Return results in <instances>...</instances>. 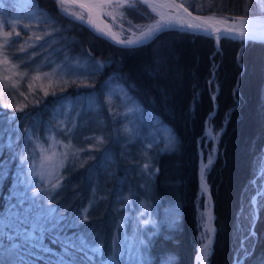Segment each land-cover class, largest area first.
Here are the masks:
<instances>
[{"label": "trees", "instance_id": "trees-1", "mask_svg": "<svg viewBox=\"0 0 264 264\" xmlns=\"http://www.w3.org/2000/svg\"><path fill=\"white\" fill-rule=\"evenodd\" d=\"M0 1L7 11L14 9L16 0ZM179 1L195 13L221 18L264 14L258 0ZM36 2L41 14L50 18L36 22L37 36L44 38L26 52L17 51L22 42L16 39L7 49L11 60L19 64L32 56V61L20 66L22 69L75 62L88 66L96 61L104 66L95 74L81 69V75L44 95L37 104L26 102L22 113L0 109V217L5 210L17 207L14 198L5 204L2 195L11 192L21 151V138L6 139V131L15 124L17 130L13 131L29 126L40 132L44 122L51 119L53 107L64 100L76 102L82 98V109L71 133L73 142L83 148L94 142L85 138L101 135L102 146H111L113 156L104 158L103 148H83L86 151L81 163L73 160L65 165L61 188L50 195L54 213L62 217L60 221L50 219L36 231L40 243L71 262L100 264L96 254L85 259L83 252L89 251V246L102 245L101 257L109 254L120 231L121 213L128 210L131 216L124 230L129 232L133 226L132 235L145 241L139 246L141 264H195L205 198L198 179L197 139L209 121L217 139V153L204 178L213 201L216 231L206 264H233L238 260L241 264H264V185L260 172L264 156V42L242 43L222 37L217 45L210 36L169 30L146 44L119 47L92 32L85 23L62 15L56 0ZM131 3L137 4V10L128 8ZM120 11L123 16H103L121 39L138 34L135 25L156 20L136 0H125ZM45 31L51 35L44 36ZM33 52L38 55L33 56ZM11 53H16V58H11ZM114 86L126 93L137 116L152 125L153 131L148 137L144 135L146 139L135 136L122 142L120 129L112 130L101 102ZM154 128L158 140H153ZM201 139L203 146L204 136ZM9 140L13 141L11 146L6 143ZM207 144L212 147V141ZM126 195L129 203L124 200ZM83 208L89 209V219L78 223ZM33 213L30 209L14 221L27 228ZM143 220L149 223L142 225ZM5 229L13 233V239L8 241L0 234V248L9 243L19 246V256L11 257L12 263L55 264L48 259H57L56 255L32 248L22 239V233L15 235L12 228ZM80 237L88 245L82 252L73 247H68V252L61 249L64 239L78 248ZM242 248L250 255L245 257ZM30 250L41 252L47 259L32 257Z\"/></svg>", "mask_w": 264, "mask_h": 264}, {"label": "rangeland", "instance_id": "rangeland-1", "mask_svg": "<svg viewBox=\"0 0 264 264\" xmlns=\"http://www.w3.org/2000/svg\"><path fill=\"white\" fill-rule=\"evenodd\" d=\"M93 3H99V2H93ZM65 6L67 7V11L69 13H75L77 15H80L82 13L84 20L86 19V15L81 10L76 8L75 6L71 5L70 3L66 2V1H65ZM13 8L14 9H12V11L5 10L6 7L3 6V4L0 1V16H3L4 18L9 20L10 22H17L20 25L29 24L30 25L29 29L21 30V28H17L16 31H20V36L18 39L22 42V45L26 41H28L29 43H31L34 46L37 42L35 40V37L38 34V28L36 26V20H30V19L26 18L29 14V11H30L29 6H28V0H16ZM96 9L102 16H103L102 13L112 11L111 8H105V9L96 8ZM117 15L119 16V14H117ZM249 19H251L256 24L264 26V18H258L257 16H254V17H250ZM153 22H151V23H153ZM5 30L13 31V29L10 27L0 29V43H2V41H3L2 31H5ZM22 32H25L26 34H23ZM113 34L118 37L117 32L113 31ZM130 37H134V35H131L127 38H130ZM0 60H2V57H0ZM11 63L12 64H18L13 60H11ZM74 65H77V63L75 62V63H71V64L69 63V64H65V65L58 64V65L49 67L47 69L39 68L38 71L36 70L37 67L32 68V69H29V68L28 69H22L19 66L18 68L15 69V71L17 73H27V75H25L23 78H21L19 75L12 77L13 80L18 81V91L15 89L9 88V91L7 92V94L4 97L0 98V104H3L5 102L11 103L14 106L16 104L26 103V102H29L32 104H37L41 100V97H43L45 95V91H47V93H49V92L55 90L58 86L67 84L70 80H72V79H74L77 76L82 74L81 68H75V67H73ZM44 73H49L50 75L45 77V76H43ZM4 75L11 76L12 73L11 72L6 73L4 71L3 64H0V87L3 86V83H4L3 76ZM36 76H39L40 78L39 79H33V77H36ZM65 82H67V83H65ZM9 83H11V81ZM29 85H31L32 88L34 89V91H32L31 93L29 92ZM20 92H23L25 94V96L27 97V100H25L24 97L20 96V94H19ZM35 94L40 99H38L36 96H34ZM13 97H15V98H13ZM32 101H37V102L33 103ZM101 104L104 107L106 113L109 115V121L111 122L110 125L112 127V130L117 129V127H118V129H120V133H122V135H121L122 136L121 137L122 142L130 141L135 136L144 137V135H146L148 137L149 133L153 131L152 125L148 121L143 119L141 117V115H140V117L137 116L136 107L133 106V104L129 102L128 97L126 96V93L120 87L114 86V87L110 88V90L107 92L104 100H102ZM119 105H122V107L120 109H117ZM93 108L95 109L96 106H94ZM129 108L134 109V111L131 113H128ZM0 109H4V108L0 107ZM81 109H82V98L81 99L78 98V101H76V102H72L70 100H64L61 103H59L57 106H55L51 109V116L52 117H51V119H48L44 122V127H43L42 131H40V132L38 130L34 131L29 126L25 127V129L22 131L19 130V132L13 131V129L17 130V127H15V124L13 125V129L11 127L10 130L6 131V133L8 134L6 136V139L8 137H10V138H12L13 141H16L19 138H21V143H20V147H19V148H21V151H20L19 157L21 155H23L25 157V162L23 164H21L20 159L18 157V163L15 166V173H13L14 181H13V185L11 188V192L8 194L3 193V195H2V197L6 198V200H7L5 202V204H10V202H12L11 198H14L15 199L14 204L16 203L17 207H14L10 211L5 210L4 216H1L0 220H2L4 223H8L9 222V219H8L9 213L11 212L12 213L11 222L13 224L12 229L14 230V232H18L19 234L22 233V236H21L22 239L25 241H29L30 244H31V241L29 239H26V236L27 237H41L38 234V232L41 231L43 224L47 223V221H49L50 219L53 221H57V220L60 221V219L62 217V216L60 217L58 214L54 213V208L51 204L48 203V200L50 198L51 193L53 192L51 187H50V183L55 182V180L49 176V172L52 171L51 164L53 162L58 164L60 162V160L63 158L57 157V158H55V160L53 162H49V161H43L42 162V157L51 155V150H48V144L54 143L55 141H61L63 143H68L69 140H71V144L73 145V148H82V146H77L78 144H75L73 142V140H72L73 133L71 132L72 133V135H71V133L67 132V129H72V131L74 130V128L77 124L78 112ZM114 114H126V115H115V118H114ZM12 115H13V113H12ZM82 125H83V123H82ZM206 126H208V129H209V127H210L209 122H207L205 124L204 130H206ZM125 128H128L129 131L125 132L124 131ZM26 129L29 131L30 134H32V136H33L32 140L27 139ZM114 132L115 131H113V134H114ZM153 134L155 135V136H153V140H155V138L158 140V138H157L158 134H157V130L155 128H154ZM165 134H166V137L168 138L169 134H167V132H165ZM10 135H13V137H11ZM70 136H71V138H70ZM95 136H101V135H94L92 137H95ZM203 136H204L203 146H202V139H200L198 151L202 152L203 161H204V163H207V159H208L209 155L212 154L213 148L215 149V154L213 156V159L215 158V155L217 153V149H216L217 148L216 147V140L217 139H216V136L213 135L212 130H211V132H209ZM36 137H39V141L36 140ZM49 137H51V139H48ZM147 137H144V138L146 139ZM13 141L9 140V142H6V143L9 145V144H12ZM207 141L208 142L212 141V147H210L207 144ZM93 143H95V144H93ZM93 143L87 144L83 148H87V150H89V151L93 150L94 148H97V149L103 148L104 149V152H103L104 158H112L113 151L111 150V146H108V147L102 146L104 142L102 144H96L95 140ZM90 145H95V146L90 147ZM41 147L46 149V151L42 152ZM55 151L63 152L65 150L61 147L60 144H56L55 145ZM82 154H83V152L79 153V155H77V156H73L71 154V151H70L68 158L66 160H64V167L66 164H68L69 162H71L73 160L76 162L80 161L78 163H81L82 162ZM109 164L110 163L106 164L107 168H109ZM63 168H60L58 170L60 174L62 173ZM260 172H262V178H263L262 186H263L264 185V156H263V163H262V167H261ZM18 176L20 177L22 183L17 182ZM44 179L50 180V183L46 185L43 182ZM29 181H31V182L29 183ZM33 188H37L40 190L37 193V196H35V197L32 196L31 190ZM124 200L126 203H129V196H127V195L124 196ZM205 203H208L209 208H210V199L208 197H206V195L204 198L202 213H204L206 211V209L204 208ZM18 206H19V208H18ZM119 207L123 208L124 206H119ZM30 209H33L34 213H33V215H31L29 217V226L27 228L20 227L19 224L14 221V219L20 218L21 215H23V214L26 215L27 213H29ZM121 214H122V219H120L119 225L121 223H123V225H124L127 218H129L131 216V212L128 210H124ZM204 219H206V217H203L201 219V222H200L201 227H200V232H199V239H200L199 246L202 243L206 242V240H205V229L203 227V220ZM143 221H145V220H143ZM143 221H141V224L145 225L143 223ZM51 225L52 224L50 223L49 226H51ZM0 228H1L0 234H4V233H7V235L13 234L11 232H7V230L5 228H3L2 224H0ZM133 230H134L133 226L131 227L129 232H126L124 230V226L120 227V231L117 232L116 236L114 237V238L118 237V239L114 240L112 249L119 250L121 247H124L125 245H127L129 252H127L125 254L123 259L125 261H128L129 255H131V256L137 258L139 260V264H141V259H142L141 251L139 252V257H137L136 251L133 250V246L138 245V241L140 239H136L132 235ZM36 231H38V232H36ZM80 238H82V237H80ZM79 242H80V239H79ZM42 245L44 248L49 250V251H44V252L53 253L54 255H56L58 257L57 259L49 257L48 260H50L51 262H54L55 264H60L61 260L65 261V262L71 261V260H68L67 258H65L62 253L54 250L53 248H51L47 245H44V244H42ZM61 245H62L61 249L68 252L67 249H68V247H71L72 243L69 242L67 239H64L61 242ZM95 246H98V245L89 246V251H84L83 257H86L85 259H87V258L92 259L93 255L96 254L98 256V261L100 264H108L109 256L112 254V251H110V253L107 254L105 257H101V255H102L101 248H100V251L97 253H93L90 250L92 247H95ZM79 247H81V246H79ZM36 249H38V248H36ZM81 252H82V250H81ZM28 253L29 254L31 253L30 255L32 257H35V258H41L44 260L47 259V258H43L45 256H43L41 254V252H38V251L30 250V251H28ZM80 257L81 256L79 255V258ZM29 261H31V260L29 259ZM235 263H237V262H235ZM12 264H18V263H15L13 261ZM71 264H79V263H78V261L76 263L72 261ZM195 264H199L198 258H196Z\"/></svg>", "mask_w": 264, "mask_h": 264}, {"label": "snow or ice", "instance_id": "snow-or-ice-1", "mask_svg": "<svg viewBox=\"0 0 264 264\" xmlns=\"http://www.w3.org/2000/svg\"><path fill=\"white\" fill-rule=\"evenodd\" d=\"M140 4L146 5L148 9L151 10L152 13L156 14L159 19H156L153 23L140 26L135 25L134 27L138 30L137 33H133L134 39H121L117 40L115 35H113L111 38L115 40L117 43L122 44L124 46H139L140 44L146 43L150 40H153L157 35L164 31L169 30H176V29H182L184 31L190 32L193 35L196 34H208L209 36L215 35V39L217 42L221 38L222 35L226 36V38L231 40H239L242 43H247L249 41L254 42H264V32L258 33L256 32L250 25L245 16H236L232 17L230 20L228 18H221L217 19L215 16H194L192 12L189 11L188 7L185 6V4L180 3L177 4L175 2L173 3H164V4H156L149 2V0H138ZM260 7L262 10H264V0H258ZM56 3L61 11L62 15L66 16H72L76 20H79L81 23H89L91 24V21H85L83 14L77 15L75 13H69L67 11V7L65 6V0H56ZM28 6H29V14L26 17L30 20H36L37 24H40L42 22H47L50 18L46 17L41 14V10L39 9V6L36 2V0H28ZM82 10L86 9L88 11L89 16H91L92 9L99 8V9H105V8H111L112 11L102 13L104 15L112 16L115 18L117 14L120 16H123L124 13L120 10L125 6V0H100L99 3H79L78 5ZM128 8L131 10H137V4L131 3L128 4ZM168 9H171L172 11H168ZM6 10V9H5ZM200 10V9H197ZM12 28L13 31H2V37L3 41L0 43V57H2V60H0V64H3L4 71L11 72L12 75H4L3 76V86L0 87V98L4 97L7 92L9 91V88L15 89L18 91V81L13 80L12 77L19 75L21 78H23L27 73H17L15 71L16 68H18L21 65H26L29 61H32V56L28 57V60L21 59L19 64H12L10 60V54L7 51L9 47H11L15 40L19 38L20 31H16L17 28H21V30L29 29V24H23L20 25L17 22H10L3 16H0V29L3 28ZM57 29L56 31H58ZM98 34L101 35H107V33H103L102 30L96 29ZM51 33L48 31H45L44 36H50ZM44 37L43 36H36L35 40L40 41ZM47 42V41H45ZM33 45L26 41L23 45H21L20 49H18V52H26L29 47H32ZM42 47V45H40ZM33 56L38 55L37 53L33 52ZM11 58H16V53H11ZM103 63L96 61L93 62V64L88 66H81V65H74L75 68H81L85 72L89 74H95L99 70L103 68ZM37 71L39 70V65H37ZM49 73H44L43 76L47 77L49 76ZM39 76L33 77V79H39ZM11 81V83H9ZM67 83V82H65ZM34 91L31 85H29V92L31 93ZM21 97H24L25 100H27V97L23 92L19 93ZM47 91H45V95H47ZM15 98V97H13ZM215 99V97H213ZM33 103H36L37 101H32ZM0 107L4 109H12L14 113H22L24 109L27 107L26 103H19L15 106L11 103H3L0 104ZM134 109L129 108L128 113L133 112ZM115 115H126V114H114ZM12 119L11 117L9 118ZM125 132H128L129 129L125 128ZM68 133L72 132V129H67ZM26 136L28 140H32L33 136L29 133V131L26 129ZM48 139H51L49 137ZM86 140H95L96 144H102L103 137L102 136H95V137H88L85 138ZM36 140L39 141V137H36ZM60 144L61 147L65 150L63 152H57L55 151V145ZM11 146V144H9ZM95 145H90V147H94ZM48 150H51V155L42 157L43 161H49L53 162L55 158L62 157L63 159L60 160V162L52 163V171L49 172V176L52 177L55 182L50 183V180L44 179V183L47 185L50 183V187L52 191H56L57 189L61 188V181L64 179V177L59 173V169L64 167V160L68 158L69 152L71 151V154L73 156L79 155V153L86 151L83 148H73V145L71 144V140H69L68 143H63L61 141H55L54 143L48 144ZM41 151L44 152L46 149L41 147ZM215 154V149L213 148L212 154L209 155L207 159V163H202L201 167V180H202V191H207V185L204 183V174L208 167L211 166L213 162V156ZM21 164L25 162V157L21 155L19 157ZM145 167H148L145 165ZM17 182L22 183L20 177H17ZM31 181H29L30 183ZM32 196H37V193L40 191L37 188H33L32 190ZM210 199V198H209ZM255 199V198H254ZM22 202V201H21ZM48 203H51V198H49ZM91 202L89 204V207H91ZM204 208L206 211L202 213V218L207 217V219L203 220V227L205 229V240L206 243H202L200 248V259L206 260L207 256L210 255V249H211V241L212 236L211 233H214L215 229L211 226L210 221L212 220V215L209 210L208 203L204 204ZM88 208H83L81 211L82 219L77 221L78 223H84L88 221ZM18 215V214H17ZM9 222L4 223L2 220H0V224L3 225V228H12L13 224L11 222L12 220V213H9ZM144 224L149 223V221H143ZM123 223H121L118 227H123ZM15 235H19L18 232L14 233ZM5 239L8 241H11L13 237L11 235H7V233H4ZM26 239H29L31 241V247L32 248H38L40 251H49L48 249L44 248L43 245L40 243V237H27ZM118 239V237L114 238ZM80 245L81 247L77 248L75 244H72L71 247L76 248L77 251L83 250V248L88 247L86 241L83 238H80ZM145 245L144 240H139L138 245L133 246V250L136 251L137 257H139L140 248L139 246ZM102 245H98L95 247H92L90 250L93 253H97L100 251V248ZM19 246L14 243H9L3 248H0V257H3V259H0V264H12L11 257L13 256H19L18 252ZM112 254L109 256L108 264H139V260L131 255H129V259L127 262L123 259L125 254L129 252V249L127 248V245L124 247H121L119 250L111 249ZM242 251L244 252L245 257L249 256L250 253L247 251L246 248H242ZM31 254V253H30ZM60 264H71V261L65 262L63 260L60 261ZM237 264H241V262L238 260Z\"/></svg>", "mask_w": 264, "mask_h": 264}, {"label": "water", "instance_id": "water-1", "mask_svg": "<svg viewBox=\"0 0 264 264\" xmlns=\"http://www.w3.org/2000/svg\"><path fill=\"white\" fill-rule=\"evenodd\" d=\"M65 1L68 2V3H70L71 5L75 6V7L78 8L79 10H81V11L86 15V19H85V21H90V19L95 15L96 12L99 13V12L97 11V9L94 8V9H92L91 16H89L88 11H87L86 9L82 10L78 5H79V3H88V4H91V3H93V2H100V0H90V1H89L90 3H89L88 1H86V0H65ZM136 1H138V0H136ZM149 2L156 3V4L173 3V2H175V3H177V4L182 3V2L179 1V0H149ZM142 5H143V4H142ZM143 6H145V7L147 8L146 5H143ZM188 9H189V8H188ZM147 10H148L152 15L155 16V19H159V17H158L156 14L152 13L150 9L147 8ZM168 11H172V10H171V9H168ZM189 11L192 12V14H193L194 16H197V15H198V16H211V15H204V14L195 13V12L191 11L190 9H189ZM99 14H100V13H99ZM100 16H101V18L103 19V21L105 22L107 28L110 30L111 35H110V34H107V35H101V34H98L97 31H96L94 28H92V27L90 26L89 23H85V24L88 26V28H89L92 32H94V33L97 34L98 36H100V37H102V38L108 40L109 42H111L112 44H114V45H116V46H119V47H136V46H124V45H122V44L117 43L115 40H113V39L111 38V37L114 35V34H113V31H112V28L110 27V25H109V23L107 22V20H106L101 14H100ZM215 17H216V16H215ZM257 17H258V18H264V15H259V16H257ZM216 18H217V19H221V17H216ZM245 18L247 19V21H248V20H249V21L251 20V19H249L250 17H249V18L245 17ZM229 20H230V19H229ZM249 25H250V26H251L256 32H258V33L264 32V26H263V25H259V24H256V23H249ZM176 30H182V29H176ZM201 35L209 36L208 34H201ZM115 37H116L117 40H121V38H118L117 36H115ZM210 37H212V38L215 39V35H212V36H210ZM222 37H226V36L222 35L221 38H222ZM134 38H135V37H130V38H127V39H134ZM221 38H220V39H221ZM220 39H219V40H220ZM124 40H126V39H124ZM215 40H216V39H215ZM237 40H238V39H237ZM150 41H151V40H150ZM148 42H149V41H148ZM148 42H146V43H148ZM146 43H143V44H146ZM216 43H217V45H218V44H219V41L217 42V40H216ZM143 44H140V45H143ZM140 45H139V46H140ZM213 97H214V96H213ZM214 112H215V109L212 110V112L210 113L209 116L212 117L213 114H214ZM209 124H210V127H209L208 131L204 130L203 134H202L201 136H199L198 139H197V146H198V148H199V140L201 139V137H202L203 135H206L207 133L211 132V130H212L211 122H210ZM198 154H199V160H198V178H199L200 186H201V188H202L200 161L203 160V158H202V155H203V154H202V152H199V151H198ZM203 182L206 183L205 178H204V181H203ZM206 185H207V184H206ZM204 193H205L206 197L209 196V197L211 198L210 208H211V210H212V212H213V220H212V224H213V228H214L215 231H216V226H215V224H214L215 214H214V211H213V201H212V197H211L210 192L208 191V189H207V191L204 192ZM215 231H214V233H211L212 239H213V237H214ZM206 242H207V241H206Z\"/></svg>", "mask_w": 264, "mask_h": 264}, {"label": "bare ground", "instance_id": "bare-ground-1", "mask_svg": "<svg viewBox=\"0 0 264 264\" xmlns=\"http://www.w3.org/2000/svg\"><path fill=\"white\" fill-rule=\"evenodd\" d=\"M86 1L89 2L90 0H86ZM89 3H90V2H89ZM90 21H91L90 26H91L92 28H94L95 30H96V29H100V30H102L103 33H107V34H110V35H111L110 30L107 28L105 22L103 21V19L101 18V16H100L99 13L96 12L95 15L90 19ZM248 22H249V23H254L252 20H250V21L248 20ZM206 131H208V126H206ZM202 163H204L203 160L200 161V166H201V167H202ZM208 197H209V196H208ZM210 200H211V198H210ZM209 210H210V212H211L212 220H213V212H212L211 208H209ZM206 219H207V217H206ZM212 220L210 221V224H211V226L213 227ZM201 245H202V244H201ZM201 245H200V247H199V250H200V248H201ZM199 250H198V253H197V258L199 259V264H205V260L200 259V251H199Z\"/></svg>", "mask_w": 264, "mask_h": 264}]
</instances>
